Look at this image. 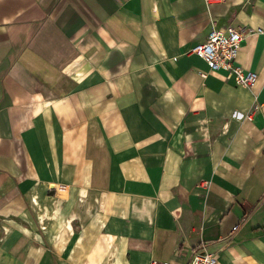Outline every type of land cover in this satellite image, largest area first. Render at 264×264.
<instances>
[{
  "label": "crops",
  "instance_id": "1",
  "mask_svg": "<svg viewBox=\"0 0 264 264\" xmlns=\"http://www.w3.org/2000/svg\"><path fill=\"white\" fill-rule=\"evenodd\" d=\"M228 27L252 89L188 53ZM199 248L264 264V0H0V264Z\"/></svg>",
  "mask_w": 264,
  "mask_h": 264
},
{
  "label": "built area",
  "instance_id": "2",
  "mask_svg": "<svg viewBox=\"0 0 264 264\" xmlns=\"http://www.w3.org/2000/svg\"><path fill=\"white\" fill-rule=\"evenodd\" d=\"M242 39V31L235 27L212 30L204 42L195 45L188 53L202 58L212 71L224 72L226 78L232 79L236 85L252 89L257 84V74L244 70L236 61ZM246 119L250 120L251 116L247 115ZM187 264L219 263L213 254L199 248L193 252Z\"/></svg>",
  "mask_w": 264,
  "mask_h": 264
},
{
  "label": "bare ground",
  "instance_id": "3",
  "mask_svg": "<svg viewBox=\"0 0 264 264\" xmlns=\"http://www.w3.org/2000/svg\"><path fill=\"white\" fill-rule=\"evenodd\" d=\"M227 29V28H226ZM243 41V40H242Z\"/></svg>",
  "mask_w": 264,
  "mask_h": 264
}]
</instances>
